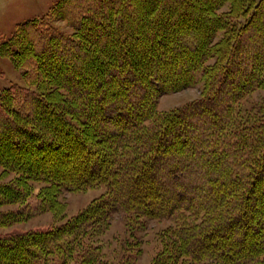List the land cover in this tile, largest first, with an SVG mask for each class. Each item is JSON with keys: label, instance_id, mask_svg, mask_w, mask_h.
Segmentation results:
<instances>
[{"label": "trees", "instance_id": "obj_1", "mask_svg": "<svg viewBox=\"0 0 264 264\" xmlns=\"http://www.w3.org/2000/svg\"><path fill=\"white\" fill-rule=\"evenodd\" d=\"M0 53L27 83L0 92V228L104 188L61 223L0 231V264H105L94 237L116 214L172 222L150 264H264V111L238 114L264 87V0H57Z\"/></svg>", "mask_w": 264, "mask_h": 264}, {"label": "rangeland", "instance_id": "obj_2", "mask_svg": "<svg viewBox=\"0 0 264 264\" xmlns=\"http://www.w3.org/2000/svg\"><path fill=\"white\" fill-rule=\"evenodd\" d=\"M57 0H0V44L7 40L17 25L32 18L46 16ZM228 4L224 6V9ZM53 23L65 32H72L65 21L53 20ZM27 85L23 76V69L14 64L10 57L0 53V92L12 85ZM36 87V85H33ZM202 84L186 87L181 90L161 94L157 102V111L162 113L173 108L183 106L200 97ZM239 116L243 118L257 117L264 111V87L256 88L241 101ZM14 176L10 173L6 179ZM40 183L34 182L35 193ZM104 188L98 186L79 191H63L60 199L65 204L63 216L56 217L51 212H44L29 218L26 221L13 224L12 226L0 228V231L11 229L28 230L36 227H46L54 223H61L67 218L77 214L84 209L92 198L102 193ZM14 206H5L3 209H12ZM172 225L170 220H146L143 230L131 232L125 223L122 214H116L109 225L101 228L94 239L102 247V258L105 264H115L123 254L138 253L133 264H150L158 249L161 247V233ZM137 242V243H136Z\"/></svg>", "mask_w": 264, "mask_h": 264}]
</instances>
